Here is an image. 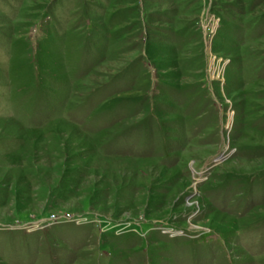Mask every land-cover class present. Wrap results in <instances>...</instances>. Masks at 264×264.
<instances>
[{
  "label": "rangeland",
  "instance_id": "rangeland-1",
  "mask_svg": "<svg viewBox=\"0 0 264 264\" xmlns=\"http://www.w3.org/2000/svg\"><path fill=\"white\" fill-rule=\"evenodd\" d=\"M0 264H264V0H0Z\"/></svg>",
  "mask_w": 264,
  "mask_h": 264
}]
</instances>
